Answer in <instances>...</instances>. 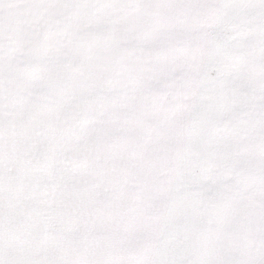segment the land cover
Here are the masks:
<instances>
[{"label":"snow or ice","instance_id":"snow-or-ice-1","mask_svg":"<svg viewBox=\"0 0 264 264\" xmlns=\"http://www.w3.org/2000/svg\"><path fill=\"white\" fill-rule=\"evenodd\" d=\"M0 264H264V0H0Z\"/></svg>","mask_w":264,"mask_h":264}]
</instances>
